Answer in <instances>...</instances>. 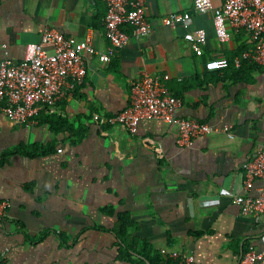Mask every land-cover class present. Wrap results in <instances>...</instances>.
Instances as JSON below:
<instances>
[{
  "label": "crops",
  "instance_id": "obj_1",
  "mask_svg": "<svg viewBox=\"0 0 264 264\" xmlns=\"http://www.w3.org/2000/svg\"><path fill=\"white\" fill-rule=\"evenodd\" d=\"M222 4L212 0L199 13L194 0H147L149 36L131 38L108 63L87 56L85 80L58 112L25 126L0 111L6 264H129L119 260L122 243L113 231L121 212L138 223L134 237L166 256L191 253L195 264H237L244 250L263 247L264 220L233 201L244 193L243 165L264 144V67L235 75L246 69L241 63L254 44L245 31L218 41L213 10ZM173 13H190L188 27L164 25ZM106 14L104 0H0V60H23L26 46L48 28L79 40L91 36L105 53ZM197 29L207 32L201 56L185 39ZM215 58L229 59L230 67L206 71ZM145 74L170 75L166 86L183 101L180 116L213 132L182 148L178 128L159 120L141 121L135 134L96 124L95 114L113 116L129 106L131 84ZM33 145L41 148L26 150ZM262 190L264 180L251 194Z\"/></svg>",
  "mask_w": 264,
  "mask_h": 264
},
{
  "label": "built area",
  "instance_id": "obj_2",
  "mask_svg": "<svg viewBox=\"0 0 264 264\" xmlns=\"http://www.w3.org/2000/svg\"><path fill=\"white\" fill-rule=\"evenodd\" d=\"M147 0H104L107 6L105 17V37L110 42L107 52L101 53L94 45L93 38L87 36L79 40L54 29H45L39 43L26 46L24 59L11 62L0 60V111L13 122L31 126L38 122L41 113L53 115L58 112L59 103L72 95L87 74V56L97 55L108 63L116 49L123 48L131 38L142 40L150 34L147 18ZM212 0H194L199 13L210 10ZM215 32L222 44L231 39L232 31H245L254 46L245 55L250 63L264 67V0H223V4L213 10ZM190 13H173L163 19L168 27H188ZM198 56L203 54L207 44V32L197 29L185 35ZM5 47V46H3ZM237 64L239 60L236 61ZM230 67L227 58L209 60L208 72L222 71ZM170 75L145 74L131 84L130 104L113 116L95 114L93 120L99 126H121L135 134L144 120H159L166 125L176 126V143L189 148L213 129L207 124L180 116L182 99L169 93L166 84ZM224 132L234 139L231 127ZM243 194L234 199L242 213L252 215L257 222L264 220V190L253 195L251 191L258 181L264 180V144L257 155L243 165ZM7 202L0 201V216L4 214ZM8 249H0V264H6ZM171 258L178 264H195L191 253L174 251ZM237 264H264V245L261 249L250 247L244 250Z\"/></svg>",
  "mask_w": 264,
  "mask_h": 264
},
{
  "label": "trees",
  "instance_id": "obj_3",
  "mask_svg": "<svg viewBox=\"0 0 264 264\" xmlns=\"http://www.w3.org/2000/svg\"><path fill=\"white\" fill-rule=\"evenodd\" d=\"M240 55V52H238ZM231 64V63H230ZM246 66V69H240L235 72L236 76H240L243 70L262 71V67L244 60L241 67ZM39 118V117H38ZM58 123L64 121L58 119ZM27 151L34 152L41 148L38 145L25 147ZM30 154V153H29ZM105 212L108 215H114V209H107ZM139 230L138 223L133 218L130 212H121L117 216V224L113 230L116 236L120 239L122 246L119 252V260L129 264H178L176 260L170 256H166L161 251L156 250L150 243L140 238L134 237V233Z\"/></svg>",
  "mask_w": 264,
  "mask_h": 264
}]
</instances>
